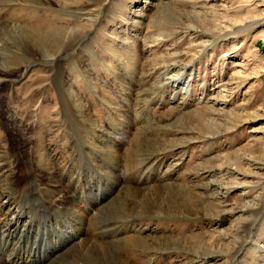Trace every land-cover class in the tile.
Listing matches in <instances>:
<instances>
[{"label": "rangeland", "instance_id": "rangeland-1", "mask_svg": "<svg viewBox=\"0 0 264 264\" xmlns=\"http://www.w3.org/2000/svg\"><path fill=\"white\" fill-rule=\"evenodd\" d=\"M182 1L0 0V264H264V0Z\"/></svg>", "mask_w": 264, "mask_h": 264}, {"label": "bare ground", "instance_id": "bare-ground-1", "mask_svg": "<svg viewBox=\"0 0 264 264\" xmlns=\"http://www.w3.org/2000/svg\"><path fill=\"white\" fill-rule=\"evenodd\" d=\"M162 2H161V4H159L160 6H164L165 5V0H161ZM188 1L189 0H185V1H182L183 3H185V4H187L188 3ZM210 0H198V2L197 3H195V4H193V5H196V6H198V7H200V8H204L205 9V7H206V5H207V3L209 2ZM172 2H167L166 4H171ZM4 4V3H3ZM5 6V5H4ZM159 6V7H160ZM136 15V14H135ZM160 35V34H159ZM161 36V35H160ZM47 57H49V56H45V58H47ZM52 58H54V60H56L57 58L56 57H54V56H52ZM30 67V66H29ZM28 67V68H29ZM182 70H185L184 68H182ZM185 75H186V72L184 71V72H182V73H179L178 75H175L174 77H170L169 78V80H168V82H170L171 83V88L172 89H174L177 93H181V90H182V94H184V95H186V94H188L187 92L189 91V87H190V85H189V81H188V78L186 79V81H185ZM184 76V77H183ZM162 77V76H161ZM161 81V80H160ZM163 84H165V80L163 81V82H161V85H163ZM179 85L181 86V90H180V88H178L179 87ZM226 87V86H225ZM90 116V115H89ZM246 117H249V115L247 114V115H245ZM251 116V115H250ZM92 119V118H91ZM247 119H249V118H247ZM87 120H89L90 121V119H89V117L87 116L86 117V121ZM92 121V120H91ZM33 165V164H32ZM14 178V177H13ZM9 182H11V181H9ZM228 182V181H227ZM224 184V183H223ZM230 183H228V185H229ZM224 189V188H223ZM226 189H228V188H226ZM83 193V192H82ZM143 193V192H142ZM225 195L227 194V192L225 191V193H224ZM151 195V194H150ZM76 199V198H75ZM5 200V199H4ZM9 200V199H8ZM153 200V199H152ZM165 200V199H164ZM7 201V200H6ZM6 201H3V200H1L0 199V210H2L3 208H5L6 206H5V204H6ZM10 202V201H9ZM81 203V202H80ZM11 204V203H10ZM14 204V203H13ZM49 205V204H48ZM9 206V205H8ZM8 206H7V208H8ZM11 207H9V209H10ZM13 208V207H12ZM11 208V209H12ZM17 208V207H16ZM15 208V209H16ZM252 208V207H251ZM250 208V209H251ZM8 209V210H9ZM14 209V210H15ZM18 209V208H17ZM7 210V209H6ZM5 210V211H6ZM248 209H245V211H247ZM2 211H4V210H2ZM5 211H4V213H5ZM10 211V210H9ZM7 212V211H6ZM10 212H12V210L10 211ZM10 212L8 213V214H6V216L8 215H10ZM14 212V211H13ZM16 213H17V210H16ZM15 213H13L12 215H10L9 217H10V220H11V218H13ZM18 214V213H17ZM16 215V214H15ZM19 215V214H18ZM0 217H2L3 218V216H1L0 215ZM5 217V216H4ZM83 218V217H82ZM1 219V218H0ZM18 219V218H17ZM2 220V219H1ZM0 220V221H1ZM4 221V220H3ZM6 221H7V219H6ZM24 221V220H23ZM17 222V221H16ZM6 223V222H5ZM1 224V223H0ZM1 226V225H0ZM14 226V225H13ZM3 227V226H2ZM6 227V226H5ZM3 230H5V229H3ZM137 230V229H136ZM1 231V230H0ZM6 231V230H5ZM10 231V230H9ZM132 231H134V230H132ZM11 232V231H10ZM137 237V236H136ZM136 237H134V236H131V237H128L125 241L127 242V243H129L130 245H132V246H137L138 245V243H139V240L141 239V243H145L146 244V246L148 247V246H150V244H151V242H150V244H148V240L145 242V241H143L142 239L143 238H136ZM145 238H147V237H145ZM164 238V237H163ZM155 240V239H154ZM161 240V239H160ZM85 241V240H84ZM166 241V240H165ZM87 243V242H86ZM158 243V242H157ZM86 245L87 244H82V245H80V249L79 250H81V251H84V247H86ZM177 245V244H176ZM147 247H146V249H147ZM80 251V252H81ZM104 252H105V250H104ZM108 253V252H107ZM108 255V254H107ZM110 255V254H109ZM29 256V255H28ZM31 257V256H30ZM76 257V256H75ZM108 257H110V256H108ZM13 258V257H12ZM116 258V257H115ZM7 259V258H6ZM113 259H114V257H113ZM117 259V258H116ZM2 260V259H1ZM0 260V261H1ZM6 261V260H5ZM8 261V260H7ZM25 261V260H24ZM119 261V260H118ZM10 262V261H9ZM14 262V261H13ZM84 263V262H83ZM9 264V263H8Z\"/></svg>", "mask_w": 264, "mask_h": 264}]
</instances>
